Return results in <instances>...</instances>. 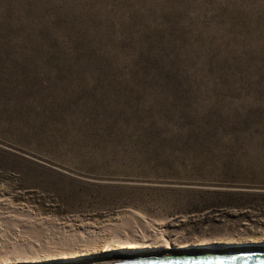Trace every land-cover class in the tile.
<instances>
[{"label": "rangeland", "instance_id": "374dc122", "mask_svg": "<svg viewBox=\"0 0 264 264\" xmlns=\"http://www.w3.org/2000/svg\"><path fill=\"white\" fill-rule=\"evenodd\" d=\"M143 228L264 251V0H0V244Z\"/></svg>", "mask_w": 264, "mask_h": 264}, {"label": "bare ground", "instance_id": "6f19581e", "mask_svg": "<svg viewBox=\"0 0 264 264\" xmlns=\"http://www.w3.org/2000/svg\"><path fill=\"white\" fill-rule=\"evenodd\" d=\"M14 213H17V211H14ZM134 217H136V215H134ZM137 217L136 219L139 220V223L140 222L143 223V218L141 217L137 218ZM143 226L145 227L146 224H144ZM151 230L150 229L143 230L145 231L147 236H142L139 230H133V232L130 231L128 232L130 235L126 233L127 235H123V236L121 235L122 237L120 236L116 237L114 241L105 242L102 249H100L99 251H96V248L92 243L86 242L84 246H86L87 249L81 251L82 253H77V252L75 254L73 253V255H70V252L71 253L73 252V249L72 250L70 249L72 247L69 248L65 247L70 251H66V249L61 250L62 244H58L54 242L52 244H54L55 249H57V251H55V249L54 251L51 249H45L46 247L39 245V243L36 244L33 243L30 247L25 245L22 246L18 243H13V247L12 246L7 247L6 244L1 243L0 264H118V263H130V262L133 263L157 262L162 260L167 261L171 259H183L187 257L190 258L199 257L208 260H212V259L228 260L241 255L245 256V255L264 254V251L262 249L237 250L236 247H240L239 245L237 246L231 245L228 247V248H234V250L226 249L229 251H221L217 253H211L218 250L214 247L209 248L208 250L204 248L200 251L196 250L194 252L185 251L183 253H176V251H172V252L169 251L162 253L164 251L160 249L161 244L158 242L157 237H155V233ZM46 238H48V236ZM62 240L61 241L59 240V242L62 243ZM45 241L46 243L50 242V244L52 242V241L47 242L48 240ZM113 244H117L118 247L113 249L112 247ZM43 245H45V243H43ZM48 245L49 244H46V246ZM59 246H61V248ZM196 252H201V253H196ZM157 253H160V255ZM208 255H212V256H208Z\"/></svg>", "mask_w": 264, "mask_h": 264}, {"label": "water", "instance_id": "95a60500", "mask_svg": "<svg viewBox=\"0 0 264 264\" xmlns=\"http://www.w3.org/2000/svg\"><path fill=\"white\" fill-rule=\"evenodd\" d=\"M223 248H228L229 245H223ZM237 246V245H235ZM245 247H255L254 245H244L240 248ZM202 249V248H200ZM118 264H264V254H257V255H241L236 256L234 258L228 259V260H208L205 258H199V257H187L183 259H171V260H162L157 262H130V263H118Z\"/></svg>", "mask_w": 264, "mask_h": 264}]
</instances>
